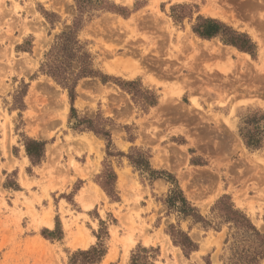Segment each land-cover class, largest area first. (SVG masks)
Listing matches in <instances>:
<instances>
[{"label": "rangeland", "instance_id": "1", "mask_svg": "<svg viewBox=\"0 0 264 264\" xmlns=\"http://www.w3.org/2000/svg\"><path fill=\"white\" fill-rule=\"evenodd\" d=\"M81 2L0 0V264H70L98 235L96 264H264V0ZM205 20L229 31L202 38Z\"/></svg>", "mask_w": 264, "mask_h": 264}, {"label": "trees", "instance_id": "2", "mask_svg": "<svg viewBox=\"0 0 264 264\" xmlns=\"http://www.w3.org/2000/svg\"><path fill=\"white\" fill-rule=\"evenodd\" d=\"M76 2L78 3L79 10L81 11V7L82 5L85 4V2L82 3L81 0H76ZM77 25L78 24H76L75 27H77ZM194 31L200 37L210 39L218 36L222 31H229V30L226 27H224V25L214 20H205L203 24L195 28ZM227 43L232 44L240 49H246L245 42L239 45L238 42H235L232 39V40H227ZM249 49L250 48L247 47V50ZM48 73L52 75L61 86L69 90L71 103L73 105L76 98L75 88L77 82L72 83L69 77H62V75H58L52 71H49ZM87 75H92V72L90 73L86 72L82 76H79L77 79H80V77ZM72 112H75L74 107L72 108ZM84 124H86L85 121H80L78 124V128L88 129L94 131L98 135L105 136L108 139V144L111 145L112 141L110 139V133H108L104 128L94 127V125H92L93 124L92 122H88L87 126H83ZM244 140L248 147H259L261 145L260 140L248 139V138H244ZM26 151L33 163H39L44 154V144L41 142L29 140L26 145ZM108 154L110 155V153ZM130 159L132 160V163L135 164L138 168H141V166H143L147 170L151 171L149 169L148 163H146L142 158L135 159L134 157H130ZM115 181H116V174L114 173L113 169L112 168L107 169L106 172H104V175L102 176L101 185L110 196L112 195L111 187ZM168 203L171 208L178 209L180 213H182L184 216H194V218H197L193 213L194 209L190 207L189 202L186 200L179 186L175 185V188L171 191V195L169 196ZM220 205H222L221 202ZM226 214L230 216V218L239 228L244 229L245 232H251L259 237L262 236L260 232L256 229V227L252 225L251 221L245 215H242L238 211L233 210L232 207L227 209ZM179 236L181 237L176 238V236L173 235L174 242L182 247L186 255H189L192 251L196 250L197 245L190 239V237L187 234L179 233ZM98 240H99L98 243L95 246L91 247L89 250L78 251L75 254H73L70 260V264H96L100 262L101 259L106 255L107 249L105 244L102 242L101 235H98ZM132 264H137V260L135 258L132 259Z\"/></svg>", "mask_w": 264, "mask_h": 264}, {"label": "bare ground", "instance_id": "3", "mask_svg": "<svg viewBox=\"0 0 264 264\" xmlns=\"http://www.w3.org/2000/svg\"><path fill=\"white\" fill-rule=\"evenodd\" d=\"M235 24H236V21H235ZM253 32V31H252ZM253 36L255 37V38H257L258 40H259V37H258V35L257 34H253ZM192 43V42H191ZM190 44V43H189ZM194 44H195V42H194ZM194 46V45H193ZM188 47H189V45H188ZM226 56V55H225ZM153 80V79H152ZM150 81V80H149ZM156 82V81H155ZM84 199V198H83ZM82 199V200H83Z\"/></svg>", "mask_w": 264, "mask_h": 264}]
</instances>
